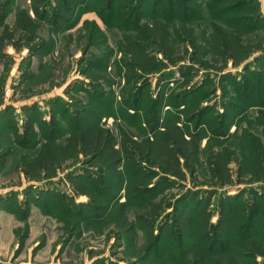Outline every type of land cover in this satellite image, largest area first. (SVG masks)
<instances>
[{
    "label": "trees",
    "instance_id": "16d2710c",
    "mask_svg": "<svg viewBox=\"0 0 264 264\" xmlns=\"http://www.w3.org/2000/svg\"><path fill=\"white\" fill-rule=\"evenodd\" d=\"M148 1L24 0L14 7V0H0V65L9 57L4 52L7 44L15 51L25 46L26 59L48 56L49 70L59 67L65 56L70 61L76 50L101 55L79 68L88 80V88L81 89L88 97L61 116L63 128L53 115L48 120L35 116L34 104L22 107L21 137L28 142L38 136L39 146L34 154H19L15 167L27 179L46 183L66 169L70 192L41 187L38 193L51 194L58 211L68 217L85 207L104 209L105 199L112 201L113 225L130 241L139 229L147 250L164 249L161 264H257L256 256H263L264 248L242 236V227L248 229L252 220L246 204L238 202L246 189L229 194L223 188L264 182L262 144L246 132L229 146L235 131L229 133L227 113L206 122L210 107L202 105L201 97L190 103L188 98L208 79L207 71L193 79L199 69L222 71L228 62L237 67L262 49V42L223 24L204 28L172 21L168 9L165 16L146 10ZM170 1L184 15L202 2ZM88 10L105 24L110 19L124 22L116 43L123 80L120 101L112 89L115 80L104 68L109 49L101 29L85 20L68 31L78 14ZM10 11L12 21L3 22ZM6 73L0 72V104ZM175 74L183 77L180 88L185 89L166 92ZM228 74H221V79H231ZM114 104L121 123L108 128L100 119L114 115ZM187 181L192 188L185 187ZM205 184L213 188H198ZM172 187L183 190L174 195ZM74 196L86 198L76 202Z\"/></svg>",
    "mask_w": 264,
    "mask_h": 264
},
{
    "label": "rangeland",
    "instance_id": "374dc122",
    "mask_svg": "<svg viewBox=\"0 0 264 264\" xmlns=\"http://www.w3.org/2000/svg\"><path fill=\"white\" fill-rule=\"evenodd\" d=\"M13 3L14 7L21 6L24 0H14ZM145 9H154L161 16H165L168 9L167 16L172 21H189L204 28L223 24L244 37L258 38L262 42V49L237 67L228 62L222 71L215 67L199 69V75L193 79L196 81L206 71L209 73L208 79L188 98V102L203 98L202 105L211 109L206 122L211 121L217 113H227L229 133L235 131L234 137L229 138V146L235 145L241 135L248 132L260 140L264 150V0H202L196 11L185 15L173 1L168 0H149ZM12 18L13 11H10L3 22L10 23ZM85 20L93 21L102 31L104 44L109 49L104 68L115 80L112 89L116 100L120 101L118 93L123 80L116 43L124 22L110 19L105 24L93 11L88 10L78 14L68 31L77 30ZM4 52L9 57L0 65V72L4 69L7 72L0 104V264H161L164 249L147 250L139 229L130 241L113 225L115 212L112 209L115 206L112 201L105 199L107 207L104 209L85 207L68 217L58 211L51 194L42 197L38 193L36 189L41 187L70 192L69 182L64 177L66 169L57 171L55 177L46 183L27 179L21 169L15 167L19 154H34L39 146L38 136L28 142L21 137L22 107L35 105L32 111L35 116L48 120V116L53 115L58 127L63 128L61 116L66 110H72L77 100L88 97L87 92L81 91L83 87L88 88V80L79 73V68L86 60L98 61L101 55L93 50L94 56L92 52L83 54L76 50L70 61L65 56L61 63L58 61L59 67L49 70L48 56L26 59L25 46L15 51L7 44ZM169 68L175 69L174 66ZM224 72H229L231 79H221ZM174 78L168 83L166 92L174 87L177 91L185 89L184 86L180 88L183 77L178 75ZM71 86L72 89L67 90ZM153 87L154 82H151L150 90ZM46 100L51 103H46ZM112 113L114 115H104L100 119L108 128L121 123L122 116L116 104ZM204 145L205 141L203 148ZM235 167L233 163L234 173ZM203 179L199 177L200 181ZM184 185L193 187L189 181ZM251 186L242 183L223 189L229 190V194H236L240 191L238 188L246 189L238 202L246 204L252 220L248 229L242 227V236L264 248V182H255ZM198 188L213 187L205 184ZM181 190L172 187L170 192L177 195ZM85 198L74 196L76 202ZM215 198L212 202H215ZM122 200L120 197L118 202ZM256 261L257 264H264V255H257ZM245 263L249 264V261L245 260Z\"/></svg>",
    "mask_w": 264,
    "mask_h": 264
}]
</instances>
